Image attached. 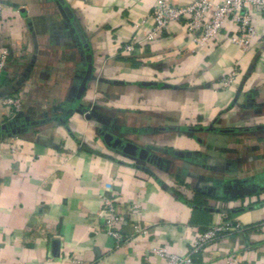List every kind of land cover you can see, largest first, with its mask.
Here are the masks:
<instances>
[{
  "label": "crops",
  "instance_id": "0c3cea01",
  "mask_svg": "<svg viewBox=\"0 0 264 264\" xmlns=\"http://www.w3.org/2000/svg\"><path fill=\"white\" fill-rule=\"evenodd\" d=\"M64 2L0 0V264H165L155 247L192 264L237 250L239 264H264L263 16L253 9L245 49L229 21L204 46L179 22L137 44L159 0ZM234 60L239 76L223 87ZM14 92L24 101L12 115L2 97ZM108 184L120 244L102 226ZM243 185L257 191L231 195ZM225 220L241 229L192 252Z\"/></svg>",
  "mask_w": 264,
  "mask_h": 264
},
{
  "label": "built area",
  "instance_id": "2783aa9c",
  "mask_svg": "<svg viewBox=\"0 0 264 264\" xmlns=\"http://www.w3.org/2000/svg\"><path fill=\"white\" fill-rule=\"evenodd\" d=\"M253 9L264 18V0H189L181 4L172 0H159L155 9L147 15L151 18L152 26L145 37L137 41L138 43L131 39L124 45V50L128 53L135 52L138 48L136 43L155 39L172 22L183 23L187 35L195 45L204 46L221 31L227 21L231 23L233 28L231 40L242 49H245L248 47L249 37L257 34L253 23ZM147 17L142 21L145 22ZM8 55V47H2L0 49V75L5 68ZM239 72V63L234 60L230 66V71L221 77V86H231L237 80ZM23 101V94L20 92L4 94L2 97V103L12 115L22 108ZM106 188L109 193L104 194L102 197V213L100 215L102 226L104 231L115 239L116 244H120L122 241L129 239V236L123 234L117 228V223L120 220L117 198L110 184ZM238 229H241V225L231 220L215 223L196 235L192 252L203 249L206 244L213 241L220 234ZM136 230L139 231L140 229L137 227ZM154 251L165 260V264H192L193 262L191 254L181 255L168 251L165 247H155ZM239 257L240 251H232L225 256L224 264H239ZM75 261L81 264L80 261Z\"/></svg>",
  "mask_w": 264,
  "mask_h": 264
},
{
  "label": "water",
  "instance_id": "95a60500",
  "mask_svg": "<svg viewBox=\"0 0 264 264\" xmlns=\"http://www.w3.org/2000/svg\"><path fill=\"white\" fill-rule=\"evenodd\" d=\"M58 1L61 3V5H63L65 7V10H68L66 5H65L64 0H58ZM90 76H91V64H90V62H88L87 69L85 70V73L82 76L81 81H80V83L76 89V93L73 97L72 101L74 103H76L78 100H80L83 97V95L86 91V88H87L88 81L90 80ZM72 108H74V106ZM107 136L108 135H106V137ZM116 143L120 145L119 147L123 151H126V152L131 153V154L136 153V146L133 143L125 142L119 138L116 139ZM255 191H257V189L253 188L249 185H243V186H238V187L235 186L231 195L236 196V195H242V194H250V193H253Z\"/></svg>",
  "mask_w": 264,
  "mask_h": 264
},
{
  "label": "trees",
  "instance_id": "16d2710c",
  "mask_svg": "<svg viewBox=\"0 0 264 264\" xmlns=\"http://www.w3.org/2000/svg\"><path fill=\"white\" fill-rule=\"evenodd\" d=\"M256 197L258 198V199H260L261 197H260V194H256Z\"/></svg>",
  "mask_w": 264,
  "mask_h": 264
}]
</instances>
